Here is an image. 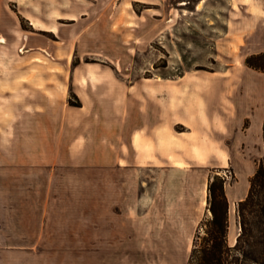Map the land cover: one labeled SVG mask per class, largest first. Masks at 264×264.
<instances>
[{"label":"rangeland","instance_id":"obj_1","mask_svg":"<svg viewBox=\"0 0 264 264\" xmlns=\"http://www.w3.org/2000/svg\"><path fill=\"white\" fill-rule=\"evenodd\" d=\"M184 1L189 3L180 7ZM19 2L2 0L0 6V264H189L195 239L205 235L204 223L212 215L209 192L207 205L202 204L204 184L221 175L230 188L238 175L235 162L219 150V137L196 114L171 118V90L178 109H200L202 91L216 107L219 77L226 74L221 103L228 106L240 71L264 74L247 65L256 57L253 63L264 67V31L239 24L249 20L244 10L234 13L237 0H205L200 11L194 10L199 0H159L163 13L156 16L154 6L137 4L138 14L149 13L142 19L135 16L140 29L125 25L127 15H114L115 28L108 33L115 58L85 61L102 63L126 84H145L147 110L162 109L161 128L145 144L136 136L138 152L131 144L71 143L74 129L64 128L58 115L66 92L69 105L79 99L83 106L74 89L57 79L50 85L58 89H47L42 79H35L37 87L30 93L22 86L26 77L12 79L13 71L29 68L16 59L9 41H1L2 33L14 27L13 17L24 30L54 40V33L41 28L55 29L61 23L72 27V21L56 18L76 17L59 10L79 6L77 0ZM92 17L105 22L108 16ZM41 71L33 70L39 77ZM201 74L208 76L204 84L197 78ZM184 75L188 77L181 79ZM42 88L51 104L44 117L31 107L25 110ZM222 144L235 145L228 137ZM253 154L255 165L264 161ZM244 162L238 165L242 171ZM240 231L236 204L234 220L230 217L231 246L237 243L232 245L231 234L238 238Z\"/></svg>","mask_w":264,"mask_h":264},{"label":"crops","instance_id":"obj_2","mask_svg":"<svg viewBox=\"0 0 264 264\" xmlns=\"http://www.w3.org/2000/svg\"><path fill=\"white\" fill-rule=\"evenodd\" d=\"M11 1L20 5V0ZM77 1H79V6L75 4L72 11L59 10L61 15H75L76 17L59 16L56 18L57 22L60 20L72 21V27L70 24L61 23L59 26H55V29L41 28L54 33L56 37L54 40L44 39L39 37L37 32L24 30L20 27L17 19L12 16L14 27L9 28L8 32L2 33V36L6 39V43L7 41L10 42L9 47L16 52V59L20 57L29 65V68L25 71L19 72L18 69L13 71L12 79L18 80L26 77L27 80L22 86L30 93H34L35 79H42L47 89H58L54 86L51 87V79L59 80L61 85L68 90L74 89L75 94L82 100L83 106L69 105L66 102V92L65 102L60 103L61 108L58 115L59 123H62L64 128L72 127L74 129V137L71 143L76 144L79 141L122 143L128 144V148L131 144L139 152L140 149L135 145L136 136L139 135L141 143L145 144L148 137H150V133L161 128L162 109L158 107L153 109L152 112L147 110L145 84H126L124 81L119 80L112 69L99 62H86L85 58L92 57L98 60H101L100 58L109 60L115 58L112 51L115 47H113L114 44L109 38L112 34L108 33L115 28V24L111 20L114 15L119 12L122 15H127L128 20L125 25L140 29V26L135 24L133 20L136 17L138 19L145 18L149 13L143 11L142 14H138L134 5L147 4L154 6V11L158 13L154 14L155 16L162 15V7L157 2L159 0ZM204 1L199 0L194 10L200 11L199 4ZM237 1H240L236 3L237 9L233 2L234 9H236L234 13L237 14L238 11L242 12L244 10L243 15L246 16V20H249L242 21L239 24L243 25L244 28V25H248L246 28L250 31H264V0ZM1 4L2 0H0V6ZM187 4L180 2L179 6L184 7ZM172 11L173 9H170V14ZM2 12L0 7V16ZM20 12L22 11L20 10ZM99 14L108 16L105 22L92 20L93 15ZM33 18L40 25L47 24L42 19ZM226 25H228V29H231L230 24ZM33 27L40 29L34 25ZM75 58L79 59L77 66L73 65ZM35 68L42 70L40 77L39 74L33 72ZM215 74L213 73V75ZM186 77L188 75H184L181 79ZM226 77V74H222L221 78L219 77L218 87L216 88V107L210 105L209 94L202 91L200 109L194 106L190 109L188 107L187 109L184 107L178 109L177 104L174 107L172 102L174 91L171 90L170 116L171 118L178 115L189 116V112L196 114L199 123L202 125L207 124L210 131L219 137V150L226 154L233 163L235 162V168L237 169V182L231 185L230 188L227 186L231 208L232 204L236 205L248 195L250 178L258 168L255 165L256 163L253 162V153L258 154L257 158L259 160L264 156V74L251 70L240 71L236 76L238 81L235 82L233 91L229 95L231 104L228 106L221 103V92L226 87ZM197 78L201 79L202 84H204L208 76L201 74L197 75ZM154 80L156 81V79ZM156 85H154V88L158 89L160 85ZM15 86L18 89L20 88L17 82ZM136 91H140V94L135 93ZM38 94H40V97L35 101L32 99L26 102L25 110L29 111V107H31L32 110L43 112L40 115L44 117V112L51 110L50 100L43 88ZM179 111L181 112L178 114ZM227 137L235 143L233 149L226 148L222 144ZM121 149L122 153H125L124 145ZM241 160L245 161L246 164L243 171L238 166L243 163Z\"/></svg>","mask_w":264,"mask_h":264},{"label":"trees","instance_id":"obj_3","mask_svg":"<svg viewBox=\"0 0 264 264\" xmlns=\"http://www.w3.org/2000/svg\"><path fill=\"white\" fill-rule=\"evenodd\" d=\"M255 58H249L247 65L264 72V67L253 63ZM74 65H78L77 61ZM70 105L81 107L82 103L79 99L77 102L70 100ZM210 180L208 207L212 215L204 223L205 235L201 237L198 234L195 239L189 264H264V161L259 163L256 173L250 178L248 195L237 203L241 231L235 246L229 243L227 179L216 175ZM198 238L202 239L201 245L197 244Z\"/></svg>","mask_w":264,"mask_h":264},{"label":"bare ground","instance_id":"obj_4","mask_svg":"<svg viewBox=\"0 0 264 264\" xmlns=\"http://www.w3.org/2000/svg\"><path fill=\"white\" fill-rule=\"evenodd\" d=\"M182 4H186V2H183ZM200 5V4H199ZM201 8V7H200ZM2 42H6V39L5 38H2L1 39ZM63 89V88H62ZM225 162H227V159H226V156L223 157ZM178 165H180V163H176ZM244 187V186H243ZM240 190V189H239ZM234 192V191H233ZM207 196H208V183L206 182L204 184V187H203V201H202V204L203 205H207ZM235 208H236V205L235 204H232L231 208H230V217H231V220H234L235 218ZM231 240H232V245L235 243L236 239H237V236H230ZM186 238H187V230H184L183 232V239H184V242H183V247L186 246L185 242H186ZM189 246H190V241H189ZM189 248V247H188Z\"/></svg>","mask_w":264,"mask_h":264}]
</instances>
